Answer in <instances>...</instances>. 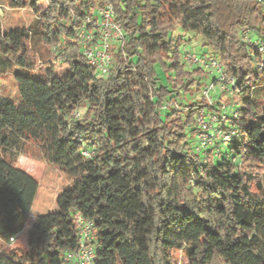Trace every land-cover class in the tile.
<instances>
[{
  "label": "trees",
  "instance_id": "obj_1",
  "mask_svg": "<svg viewBox=\"0 0 264 264\" xmlns=\"http://www.w3.org/2000/svg\"><path fill=\"white\" fill-rule=\"evenodd\" d=\"M0 2L42 23L3 32L0 20V74L5 62L14 68L19 94L17 103L0 97V240L23 229L37 191L16 167L20 154L69 179L56 210L34 219L26 248L0 247V264H66L77 215L94 225L95 264H178L179 253L187 264H264V67L241 40L245 29L264 40L259 0ZM104 5L125 37L102 78L77 29ZM177 29L201 38L200 54L217 55L238 91L239 116L224 127L237 135L206 149L205 162L195 117L207 74L184 65Z\"/></svg>",
  "mask_w": 264,
  "mask_h": 264
},
{
  "label": "built area",
  "instance_id": "obj_2",
  "mask_svg": "<svg viewBox=\"0 0 264 264\" xmlns=\"http://www.w3.org/2000/svg\"><path fill=\"white\" fill-rule=\"evenodd\" d=\"M264 7V0H259ZM125 37L124 29L120 22L116 21L111 5L98 6L94 10V17L86 16L77 29V43L82 56L89 66L94 67L97 76L107 77L113 64V48L122 44ZM241 40L251 49L261 55L260 61L254 65L258 72L264 67V40L253 39L249 29L241 32ZM184 65L203 69L209 77L204 82L201 97L204 99L195 117L196 122V151L203 155L206 161L205 151L215 145L217 141L227 144L236 135V130L224 132V127L231 118L239 116V100L235 81L224 70L223 64L217 55L213 53L196 54L191 50H183ZM249 83V82H247ZM224 98L230 99L226 102ZM214 106L216 109H214ZM79 113L74 112L73 117ZM92 153L85 151L89 157ZM217 152L215 156L219 157ZM190 183L192 181L190 180ZM75 231L78 236V246L74 251H67L63 256L66 264H95L96 244L94 242V225L89 219L77 215L74 220ZM22 230L16 231L9 238V243L16 241Z\"/></svg>",
  "mask_w": 264,
  "mask_h": 264
},
{
  "label": "rangeland",
  "instance_id": "obj_3",
  "mask_svg": "<svg viewBox=\"0 0 264 264\" xmlns=\"http://www.w3.org/2000/svg\"><path fill=\"white\" fill-rule=\"evenodd\" d=\"M45 4V0H39V6H44ZM0 20L3 32L19 28H27L30 31H38L42 27V23L40 22L39 18L31 10L9 8L1 2ZM176 34H183V38L186 40L183 49L186 48L187 50H191L196 54H200L203 50H206V48L198 43L201 41V38L198 36L196 39L192 32H183L182 30L177 29L173 36ZM67 41V39H62V43H66ZM1 65L4 69V72L0 74V97L17 103L19 101V94L17 83L14 78V68L7 62ZM57 72L60 73V69ZM157 72L160 80L164 81L161 71L157 70ZM208 79L209 77L206 76L205 79L201 80V83L204 84V82H208ZM263 79L264 77H262V80ZM185 98L189 102L200 100V98L195 95L192 97L186 96ZM261 98L262 96L260 97V100H262ZM224 99H226V102L230 101L228 98ZM178 100H181V98H178ZM16 167L30 174L37 182L38 186L29 215L23 226L22 234L13 243L0 240V247L6 252L19 247L26 248V234L29 225L37 216L56 210L55 198L69 182V179L56 167L45 163L41 159L32 157L29 154H20L16 162ZM178 261V264L188 263V260H186L180 253L178 254Z\"/></svg>",
  "mask_w": 264,
  "mask_h": 264
},
{
  "label": "crops",
  "instance_id": "obj_4",
  "mask_svg": "<svg viewBox=\"0 0 264 264\" xmlns=\"http://www.w3.org/2000/svg\"><path fill=\"white\" fill-rule=\"evenodd\" d=\"M6 32H8V31H6ZM32 223H33V222H32ZM32 223L29 225L28 230L30 229ZM28 230H27V232H28ZM22 232H23V229H22ZM21 234H22V233H21ZM21 234H20V235H21ZM20 235H19V236H20ZM19 236H18V237H19ZM26 239H27V234H26Z\"/></svg>",
  "mask_w": 264,
  "mask_h": 264
}]
</instances>
